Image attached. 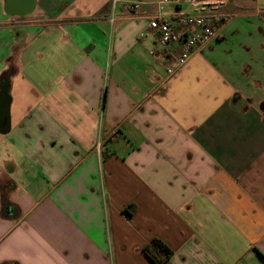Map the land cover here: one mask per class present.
<instances>
[{"label":"crops","instance_id":"1","mask_svg":"<svg viewBox=\"0 0 264 264\" xmlns=\"http://www.w3.org/2000/svg\"><path fill=\"white\" fill-rule=\"evenodd\" d=\"M113 1L0 0V264H264V0L170 77L148 23L191 8Z\"/></svg>","mask_w":264,"mask_h":264},{"label":"built area","instance_id":"2","mask_svg":"<svg viewBox=\"0 0 264 264\" xmlns=\"http://www.w3.org/2000/svg\"><path fill=\"white\" fill-rule=\"evenodd\" d=\"M231 0H160L159 4H187L191 8L188 14H179L175 24L164 18L156 17L148 23L149 31L157 35V44L161 48L159 59L172 55L173 45H177V53L173 56V64L167 68V76L174 75L178 69L183 67L193 56L197 49L209 43L217 36L218 26L216 21L207 16V11L217 10L227 5ZM115 0L113 1V3ZM134 11H138L139 3L131 4ZM145 34L141 33L140 37ZM117 132L107 136V140L117 139ZM98 138L94 146L95 152L99 155L103 142Z\"/></svg>","mask_w":264,"mask_h":264},{"label":"trees","instance_id":"3","mask_svg":"<svg viewBox=\"0 0 264 264\" xmlns=\"http://www.w3.org/2000/svg\"><path fill=\"white\" fill-rule=\"evenodd\" d=\"M134 210L135 205L130 204L124 208L123 213L129 219ZM142 251L152 264H165L173 254V251L159 238H153L149 241Z\"/></svg>","mask_w":264,"mask_h":264},{"label":"water","instance_id":"4","mask_svg":"<svg viewBox=\"0 0 264 264\" xmlns=\"http://www.w3.org/2000/svg\"><path fill=\"white\" fill-rule=\"evenodd\" d=\"M9 98L6 93V89H2L0 92V131L6 133L9 128Z\"/></svg>","mask_w":264,"mask_h":264}]
</instances>
